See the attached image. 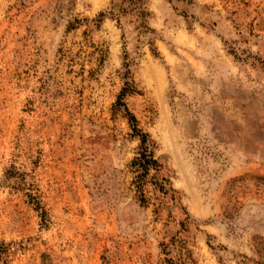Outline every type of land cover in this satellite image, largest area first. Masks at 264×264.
<instances>
[{"label":"rangeland","instance_id":"obj_1","mask_svg":"<svg viewBox=\"0 0 264 264\" xmlns=\"http://www.w3.org/2000/svg\"><path fill=\"white\" fill-rule=\"evenodd\" d=\"M0 264H264V0H0Z\"/></svg>","mask_w":264,"mask_h":264},{"label":"trees","instance_id":"obj_2","mask_svg":"<svg viewBox=\"0 0 264 264\" xmlns=\"http://www.w3.org/2000/svg\"><path fill=\"white\" fill-rule=\"evenodd\" d=\"M129 4H135L139 0H127ZM140 14H142L141 11H139ZM102 13H99L98 16H101ZM130 88L129 87H123L119 91L116 101H115V106L121 107L122 110L126 114V119L127 122L133 131L135 135L138 136L139 138V145H138V155L134 157L130 163V165L135 168V171H137V174L134 176L135 177V188L136 191L139 192L140 198L143 199L142 196V178L147 175L148 171L150 169H153L154 171L159 170L160 164L156 161V159L152 158L150 152L147 149V135L143 132L140 131L139 128L136 126V120L134 116L127 110L126 106L124 105L122 101V96L125 94V92H129ZM154 180L152 181V184H154L159 192L164 193L165 188L163 185V178H153Z\"/></svg>","mask_w":264,"mask_h":264}]
</instances>
